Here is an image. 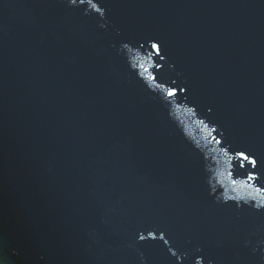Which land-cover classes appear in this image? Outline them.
Segmentation results:
<instances>
[{"label":"water","instance_id":"obj_1","mask_svg":"<svg viewBox=\"0 0 264 264\" xmlns=\"http://www.w3.org/2000/svg\"><path fill=\"white\" fill-rule=\"evenodd\" d=\"M257 170L264 0H0V264H264Z\"/></svg>","mask_w":264,"mask_h":264},{"label":"snow or ice","instance_id":"obj_2","mask_svg":"<svg viewBox=\"0 0 264 264\" xmlns=\"http://www.w3.org/2000/svg\"><path fill=\"white\" fill-rule=\"evenodd\" d=\"M75 2V0H73ZM92 7L96 9V11H101V9L96 5L92 4ZM152 50L156 55H160L162 49L159 43L151 44ZM143 67V65H141ZM151 79H156L155 76H152ZM186 90V89H185ZM178 89L176 87L170 88L167 92L169 97H174L177 95ZM236 157L240 161V166L245 167L246 165L251 166L252 169H257V158L254 155H250L246 151H238L236 153ZM261 173L257 171L248 172L246 179L241 183V187L248 190V195L252 199H259L260 203L257 207H264V187H260L256 184V181L260 179ZM232 183L235 185L237 181L233 180ZM235 199V198H234ZM149 236L155 239V233L150 232ZM163 234H161L160 239H163ZM140 239H145L144 236H141Z\"/></svg>","mask_w":264,"mask_h":264}]
</instances>
